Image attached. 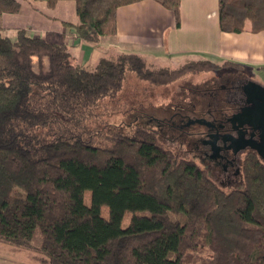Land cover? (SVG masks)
<instances>
[{
	"label": "trees",
	"instance_id": "1",
	"mask_svg": "<svg viewBox=\"0 0 264 264\" xmlns=\"http://www.w3.org/2000/svg\"><path fill=\"white\" fill-rule=\"evenodd\" d=\"M72 1L77 38L95 47L115 35L118 8L142 0ZM154 1L179 22L181 0ZM20 7L0 0V18ZM216 14L222 32L264 30V0H217ZM70 56L66 45L24 29L14 39L0 33V242L31 249L37 264H264L261 157L248 150L238 164L241 183L222 187L210 175L220 167L179 157L166 143L188 144L178 135L204 130L131 121L129 100L118 96L129 74V85L145 81L138 94H147L188 74L243 72L244 64L198 59L166 68L118 50L90 65ZM244 80L221 99L205 93L216 98L201 116L227 122L235 106H223L226 94ZM117 111L129 119L122 127L110 122Z\"/></svg>",
	"mask_w": 264,
	"mask_h": 264
},
{
	"label": "rangeland",
	"instance_id": "2",
	"mask_svg": "<svg viewBox=\"0 0 264 264\" xmlns=\"http://www.w3.org/2000/svg\"><path fill=\"white\" fill-rule=\"evenodd\" d=\"M20 2V10L16 13H3L0 18V33L14 39L16 32L19 29H24L28 35L31 36H40L48 41H53L57 43H64L67 36L57 35V32L62 30L71 31L73 35L67 40V48L71 53L70 61L75 62L74 53L77 50V46L72 44L74 36L78 40V36L75 31V24L78 21L77 15L74 9V2L72 0H61L55 7H47L45 2L42 0H18ZM217 0H215V3ZM198 6H208L209 0H198ZM64 21L71 24H66ZM53 34H56V38L52 37ZM100 46L102 55H109L113 51L108 45L114 41L113 36H103L100 38ZM138 52V51H137ZM149 60V55L143 54ZM153 54H150V56ZM156 55V54H154ZM96 58V57H95ZM94 58V60H95ZM186 59L189 60H198V59H210L215 61L213 58L204 57L197 53L188 54V58L176 59L170 61L168 59H159L152 61H159L156 65L166 68H175L180 64L184 63ZM92 60L89 65L93 63ZM166 60V61H165ZM150 61V60H149ZM221 63V62H220ZM252 63H246V67L243 72L236 71L230 68H221L219 70L202 73L198 75L188 74L175 82L161 86L154 87L147 91V94H138L141 86L146 84L145 81H140L138 85L133 84L129 85V82L133 75L129 74L128 78L124 82L122 90L118 93V96L121 98L122 95H125L129 100L130 111L128 117L131 121H142L150 122L146 125H152V122H159L161 128L170 129L172 132H175L177 125L183 124V127H187L188 131L191 130H204L203 125L196 121L197 118H205L201 116V113L205 109H209L210 103L215 101V98L212 96H204L208 93L211 94V91H216L219 93V98H222V95L225 91V87L229 84H236L238 81H254L261 84L264 88V67H257ZM231 90V89H230ZM206 93V94H205ZM226 101L231 105H236V101L231 96L230 93H227ZM230 109V108H229ZM208 118L209 115H206ZM128 117L120 113V111L114 112L110 116V122L116 126H124L129 122ZM149 121H148V120ZM207 119V118H206ZM178 127V126H177ZM180 129V128H179ZM181 130V129H180ZM179 134V131L177 135ZM187 134L182 133L181 136L183 139H189L188 144H181V139L172 140L167 138V144L171 146L173 151L179 157H192L195 158V153H197L192 148L194 147L193 143L198 136L192 135L190 138L186 136ZM166 137V136H165ZM188 148V149H187ZM192 149V150H191ZM210 154L207 155L205 159L200 161L204 165L211 167V159H209ZM244 156V153L242 154ZM263 160V159H262ZM264 161V160H263ZM235 168L238 169V172L233 175ZM228 176L225 175V172L220 169L212 170L211 177L222 187H235L241 183V174L239 165L232 167L227 171ZM233 178V180L230 179ZM230 181V183L228 182ZM229 184V185H228ZM90 191L86 190L84 192V202L89 204ZM101 215L106 216V207L101 208ZM131 212H126L121 220V227L125 228L130 224ZM39 242V234L37 233L34 236L32 241L33 245ZM35 254L31 249H25L10 245L7 243L0 242V264H37L33 258Z\"/></svg>",
	"mask_w": 264,
	"mask_h": 264
},
{
	"label": "crops",
	"instance_id": "3",
	"mask_svg": "<svg viewBox=\"0 0 264 264\" xmlns=\"http://www.w3.org/2000/svg\"><path fill=\"white\" fill-rule=\"evenodd\" d=\"M197 3L198 0H181L178 23L172 11L154 0L121 6L116 13L114 41L108 46L112 51H138L149 55L150 62L155 65L159 61L152 60L173 61L197 53L219 63L232 60L244 64V67L246 63L264 67V30L222 32L218 27L217 2L209 0L208 6L203 7ZM56 34L67 36L62 43L66 46L73 35L71 31L64 30ZM56 34L52 37L56 38ZM72 37V44L77 46L75 62L88 64L102 54L100 44L94 47Z\"/></svg>",
	"mask_w": 264,
	"mask_h": 264
},
{
	"label": "flooded vegetation",
	"instance_id": "4",
	"mask_svg": "<svg viewBox=\"0 0 264 264\" xmlns=\"http://www.w3.org/2000/svg\"><path fill=\"white\" fill-rule=\"evenodd\" d=\"M254 83V81L247 80L234 86L231 92H227L236 101L235 109L227 118V122L210 123L205 118H197L199 119L198 122L208 126V129L201 132L194 143L192 149L197 152L194 154L195 158L206 161L207 155L210 154L211 167H220L226 176H228V170L239 164L243 153L245 154L248 150H254L257 153L255 145L263 142L264 99L256 95L258 90L254 87ZM259 105L261 107L260 114L257 116L259 123L249 126L245 122V120H254V115L251 114L247 115L246 119H240V114L243 111L252 110L254 106ZM257 155L264 160V151L257 153ZM237 172L238 169L235 168L233 175ZM230 179L234 182L233 178ZM228 182L230 183V181Z\"/></svg>",
	"mask_w": 264,
	"mask_h": 264
},
{
	"label": "water",
	"instance_id": "5",
	"mask_svg": "<svg viewBox=\"0 0 264 264\" xmlns=\"http://www.w3.org/2000/svg\"><path fill=\"white\" fill-rule=\"evenodd\" d=\"M254 87L258 90L257 92V96L259 95L261 98L264 99V88L259 86L258 84L254 83ZM260 105L259 106H254L251 109H248L246 110L245 112L243 111L241 114H240V119H246L247 118V115L251 114V115H254V120L253 121H248V120H245V122L249 125V126H253V125H256L257 123H259V121L257 120V116L260 114ZM264 112V111H263ZM199 119H196V121H198ZM263 142H261L260 144H257L255 145V149L257 151V153L259 154L261 151L263 152L264 151V135H263Z\"/></svg>",
	"mask_w": 264,
	"mask_h": 264
}]
</instances>
